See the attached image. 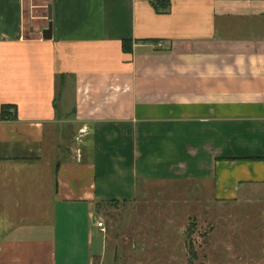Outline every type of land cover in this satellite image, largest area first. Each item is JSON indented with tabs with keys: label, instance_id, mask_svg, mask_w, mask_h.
I'll list each match as a JSON object with an SVG mask.
<instances>
[{
	"label": "crops",
	"instance_id": "obj_1",
	"mask_svg": "<svg viewBox=\"0 0 264 264\" xmlns=\"http://www.w3.org/2000/svg\"><path fill=\"white\" fill-rule=\"evenodd\" d=\"M35 8L0 0V264L102 263L148 181L264 185V0Z\"/></svg>",
	"mask_w": 264,
	"mask_h": 264
},
{
	"label": "rangeland",
	"instance_id": "obj_2",
	"mask_svg": "<svg viewBox=\"0 0 264 264\" xmlns=\"http://www.w3.org/2000/svg\"><path fill=\"white\" fill-rule=\"evenodd\" d=\"M40 1L27 0L29 18ZM98 210L108 245L96 264H264V185L221 202L202 180L148 181Z\"/></svg>",
	"mask_w": 264,
	"mask_h": 264
},
{
	"label": "trees",
	"instance_id": "obj_3",
	"mask_svg": "<svg viewBox=\"0 0 264 264\" xmlns=\"http://www.w3.org/2000/svg\"><path fill=\"white\" fill-rule=\"evenodd\" d=\"M7 109H8V106H3V108H2V116L4 119L10 118V115H8V113H7Z\"/></svg>",
	"mask_w": 264,
	"mask_h": 264
},
{
	"label": "water",
	"instance_id": "obj_4",
	"mask_svg": "<svg viewBox=\"0 0 264 264\" xmlns=\"http://www.w3.org/2000/svg\"><path fill=\"white\" fill-rule=\"evenodd\" d=\"M51 31H52V24H50V26H49L48 29H46L45 34H44V37L45 38H48V34L47 33H51Z\"/></svg>",
	"mask_w": 264,
	"mask_h": 264
},
{
	"label": "built area",
	"instance_id": "obj_5",
	"mask_svg": "<svg viewBox=\"0 0 264 264\" xmlns=\"http://www.w3.org/2000/svg\"><path fill=\"white\" fill-rule=\"evenodd\" d=\"M103 230H105V228H103Z\"/></svg>",
	"mask_w": 264,
	"mask_h": 264
}]
</instances>
